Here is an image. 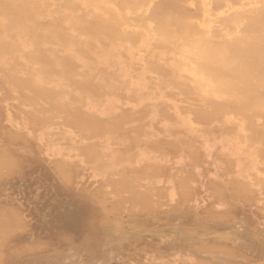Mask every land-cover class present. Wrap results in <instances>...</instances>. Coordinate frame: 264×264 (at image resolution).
Here are the masks:
<instances>
[{"label":"bare ground","instance_id":"bare-ground-1","mask_svg":"<svg viewBox=\"0 0 264 264\" xmlns=\"http://www.w3.org/2000/svg\"><path fill=\"white\" fill-rule=\"evenodd\" d=\"M0 264H264V0H0Z\"/></svg>","mask_w":264,"mask_h":264}]
</instances>
